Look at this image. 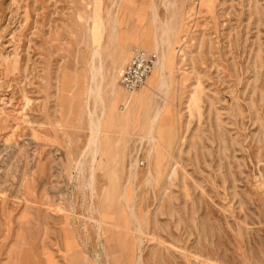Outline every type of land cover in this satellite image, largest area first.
I'll return each mask as SVG.
<instances>
[{
  "label": "rangeland",
  "instance_id": "1",
  "mask_svg": "<svg viewBox=\"0 0 264 264\" xmlns=\"http://www.w3.org/2000/svg\"><path fill=\"white\" fill-rule=\"evenodd\" d=\"M152 2L184 83L156 94L154 66L126 100L116 72L153 50L148 0H0V261L264 264V0ZM113 78L90 178L89 87Z\"/></svg>",
  "mask_w": 264,
  "mask_h": 264
},
{
  "label": "bare ground",
  "instance_id": "2",
  "mask_svg": "<svg viewBox=\"0 0 264 264\" xmlns=\"http://www.w3.org/2000/svg\"><path fill=\"white\" fill-rule=\"evenodd\" d=\"M96 3H98V1ZM148 8H149V21L151 24H154V28L152 27L154 29L153 30V32H154V44L152 45V49L157 53L156 61L153 65V68L155 66V72H154L153 76L150 78V82H152V84L156 88V92H155L156 94L158 91L159 92L160 91L170 92V89L173 90L176 85L179 86V85L184 83V80H183V78H181V75L176 74L175 79H173L171 76L172 72L170 71V69H167L170 66L169 65V62H170V56H169L170 50L169 49L171 47V40H172L173 35L178 32L179 28L177 26L174 27L172 25V23L169 24L165 20L161 24H156V11H155V6H154L152 0H148ZM98 12H99V10H98ZM98 12H94L95 14H94V16H92V18L95 17V25L97 24L96 18L99 17ZM98 19H101V18H98ZM114 20H115V18H114ZM101 24H102V22H101ZM102 27H103V25H102ZM115 27H116V24H115ZM95 28H96L94 31L95 34L96 33L99 34L98 28L97 27H95ZM114 32L116 33V31H114ZM94 36H95V47L92 51L91 59H93V55H98L99 48H100V40H101V38H99L100 35H99V37L97 35H94ZM110 37H111V35H110ZM116 56H117V59L115 57V62H117V63L122 62V60H124V50H121L118 53V55H116ZM153 68H152V70H153ZM152 70H151V72H152ZM179 70H181V65L179 64V61H177V67H176L175 73L180 72ZM90 71H91V78H93V76L95 78V76H96L95 80H97V75L99 76V78H102L103 74H102L101 64H98V66L95 67V65L92 63ZM151 72L149 73V75L151 74ZM149 75L145 78V80L141 84V86L143 84H145ZM98 81H99V79H98ZM98 81L95 82L94 85L91 84V86L89 87V92H90L89 97H92L93 102H94V103L92 102L94 104L93 109H89V111H88L89 136H88L87 146H89L90 155H89V158L87 161V165H88L89 172H90V178L93 176L94 163L96 162L97 158L100 156V142H101V134H102L101 127L104 124L105 116L108 114L107 113V109H108L107 106L112 109V106H114L117 95H118L117 89L115 88L116 85L114 83V78H113V80H111L110 82H108L106 84L107 90L105 91L104 95H103V89L99 85ZM137 89L138 88H136L135 90H133L131 92H127V93L125 92L127 95V96H125V99L127 100V98H129V95H131ZM142 101H143V94H138L134 98L132 105L129 109V113H128L129 116H134V117L139 116ZM165 101H168V100L166 99ZM162 109H163L162 107L157 105V107L151 112V115L149 116L148 121H147V128H146L147 137H146V139L148 142L147 145H149V150L147 151L149 158L152 157V150H151L152 143H154L156 141V137L154 136V133L156 131V128L159 126V122H158L159 117H160L159 114L161 113ZM114 113L116 114V112H114ZM115 117L119 118L118 116H115ZM119 121H121V120H119ZM135 167H136V165H135V161H134L133 163L130 164V168L132 169ZM145 175H146V176H144L145 180L150 181V177H151L150 172L148 171L147 174H145ZM119 197L124 198V192L122 190H121ZM130 209H132V208H130ZM104 215H106V214H104ZM74 236L75 235L73 233L70 234V237H72L73 239H74ZM63 241H64V239H63ZM65 248H67V245L65 246ZM105 253L107 254V252H105ZM70 256L71 255H69V258H70ZM86 260H88V259H86ZM0 264H11V259L8 257L6 261H0ZM90 264H92V263H90ZM93 264H94V260H93Z\"/></svg>",
  "mask_w": 264,
  "mask_h": 264
},
{
  "label": "built area",
  "instance_id": "3",
  "mask_svg": "<svg viewBox=\"0 0 264 264\" xmlns=\"http://www.w3.org/2000/svg\"><path fill=\"white\" fill-rule=\"evenodd\" d=\"M157 53L153 50L134 45L128 60L116 72V80L124 92H131L140 86L151 72ZM139 165L142 160H138Z\"/></svg>",
  "mask_w": 264,
  "mask_h": 264
}]
</instances>
